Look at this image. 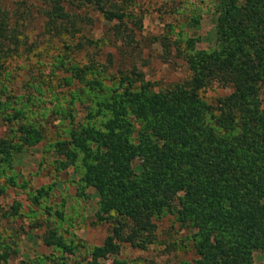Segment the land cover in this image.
Wrapping results in <instances>:
<instances>
[{"label":"trees","instance_id":"16d2710c","mask_svg":"<svg viewBox=\"0 0 264 264\" xmlns=\"http://www.w3.org/2000/svg\"><path fill=\"white\" fill-rule=\"evenodd\" d=\"M211 7L214 37L205 49L186 33L199 24L196 5L146 36L147 10L137 0H0V196L22 187L30 212L63 220V207L47 202L54 183L32 188L14 171L18 154L45 140L57 118L45 146L53 170L70 167L75 195L86 198L91 188L94 217L108 225L98 245L47 226L40 241L48 252L21 264H131L118 257L120 246L153 243L166 211L193 249L177 264H255L254 251L264 264V0ZM89 9L104 22L95 38L84 32ZM34 10L42 22L32 38ZM144 41L173 51L189 75L154 88L135 66L113 73L87 52L119 43L123 55ZM212 83L228 92L208 102L200 90ZM20 207L13 200L3 216L20 215ZM18 238L0 231V264Z\"/></svg>","mask_w":264,"mask_h":264},{"label":"rangeland","instance_id":"374dc122","mask_svg":"<svg viewBox=\"0 0 264 264\" xmlns=\"http://www.w3.org/2000/svg\"><path fill=\"white\" fill-rule=\"evenodd\" d=\"M2 1L11 2V0ZM137 2L147 10L143 17L142 27V35L146 36L157 34L165 22H172L176 18H180L179 15L187 13L192 6H198L200 9L199 24L188 28L186 33L198 38L196 42L198 48L206 49L212 45L215 18L211 7L213 0H137ZM172 8L175 13L169 14ZM87 14L91 17L92 23L84 25V32L95 38L105 28L104 22L101 16L92 9H89ZM32 15L33 17L27 23V28L30 30L31 37L34 38V36L39 35L42 18L35 10ZM43 38L45 37H39V39ZM118 44L115 47L105 43L100 49L96 50L91 47L87 49V52L91 54L90 56L94 61L102 64L113 73H116L117 69L128 70V68L135 66L143 72L145 79L154 83V88L181 81L189 75L184 62L175 56L173 51L169 55L164 53L157 43L144 41L140 48L127 50L123 55H120ZM78 58L84 62L86 60L84 52L79 53ZM18 83L20 84V82ZM226 92H228L227 88L216 83L200 90L201 96L208 102ZM262 96L264 98V88ZM57 122L58 119L54 118L47 126V139L52 138V131ZM1 130L2 128H0ZM46 137L45 140L43 139V141L18 154L14 171L18 174L16 179L18 182L25 180L32 188L53 182L54 188L49 194L47 202L48 204L61 205L59 208L63 207V220L45 221L46 213L43 211L35 214L29 211V201L22 187H8L6 194L0 196V231L18 234L19 238L17 239L16 253L12 254L5 264H21L20 260L26 261L37 254L48 252V249L42 245L40 236L47 226H53L55 223L65 238L80 239L88 245L101 244L108 233V225L96 221L94 217L96 196L93 190L85 188L87 197L79 198L75 195L73 180L76 176L72 169L69 167L59 171L53 170L54 154L45 150ZM132 164L136 168L139 160L135 159ZM13 200L21 203L20 215L14 218L4 217L3 211L7 210ZM185 231L174 221V215L170 211H166L158 220L157 239L153 243L145 249L122 244L118 257L127 259L131 264H177L180 260H189L194 254ZM252 257L253 262L257 264L261 260V253L254 251Z\"/></svg>","mask_w":264,"mask_h":264}]
</instances>
